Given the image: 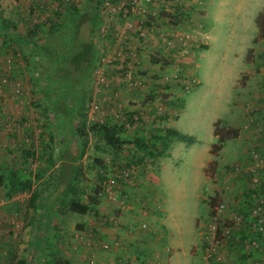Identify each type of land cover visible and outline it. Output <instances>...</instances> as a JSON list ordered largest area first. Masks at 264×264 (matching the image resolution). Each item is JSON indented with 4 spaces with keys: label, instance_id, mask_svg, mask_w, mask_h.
Segmentation results:
<instances>
[{
    "label": "rangeland",
    "instance_id": "1",
    "mask_svg": "<svg viewBox=\"0 0 264 264\" xmlns=\"http://www.w3.org/2000/svg\"><path fill=\"white\" fill-rule=\"evenodd\" d=\"M46 1L0 0V23L4 21L6 26H9L11 21L19 19L21 10L34 14L33 16L37 19L48 15L54 20L57 15L56 10L73 6V4L63 3L62 0H50V4H44L48 5L45 10L39 8L40 4L46 3ZM77 1L79 5L75 6L82 13L86 8L87 0ZM126 1L128 0H102L98 8L99 28L95 29L94 35L95 38L101 37L100 40L105 42L106 47L110 45L109 50L112 51L123 42L121 35L125 38V36L132 37V34L135 33L134 29L126 30L127 23H135L137 19L135 14L123 16L122 12L117 13L113 8L111 9V5H121ZM162 1L167 3L169 11L165 10L161 0H155L154 2L158 6L155 3L150 6L147 9L148 14L153 17L154 14L151 12L153 10L160 15L168 13L167 15L174 20L173 23L176 25L174 28L176 30L173 29V31L189 38L184 40L187 41V46L181 48L180 42L173 36L171 30L172 36L170 34L169 36L160 35V32L165 30L164 27L151 32L142 25L143 32H147V37H144L143 34L140 37L136 36L137 40L134 39V42H139L140 46L138 47L140 48H137L136 54H132V61L129 59V62L136 66L137 76L145 81L142 89L125 90L126 87H121L113 80L120 71L115 68H107L108 65H102V58L109 53L102 51L101 49L105 50V48L101 45L95 54L93 66H89L92 68L88 71V77L84 84L87 94H90L94 89L107 87L96 85L93 77L94 70L102 65L107 69V71L105 70L107 84L120 87L122 91L119 94L120 99L124 102L129 100L126 105L123 104L124 110L141 113L140 125L129 129L123 127L120 133L121 144L117 148L105 145L100 136L89 129L90 125L94 123L109 121L108 113L116 111L118 108L119 100L117 103L112 102L107 106L102 102L100 92L98 99L102 109L99 113L93 114L91 117L84 115V119L78 113L76 114L75 121L84 122L86 127L84 137L68 132L60 134L56 130L54 117L49 115L48 111L45 112L44 98L42 97L45 88L50 87L46 79V73L52 69H50L52 67L50 65L47 68L43 65L39 67L42 68L38 74L42 75L43 84L38 88L40 91L38 89L36 91V88L32 90L34 93V100L31 104V107L34 108L33 115L42 122L44 130L43 141L37 152L20 146V137L15 133L6 132L0 125V174L2 175L3 172L15 174V171H19L24 179L29 177L32 181V189L27 190L28 196L24 198L17 195L22 191L13 192L12 186L9 188L0 187V264H17L20 261H24L25 264H63V261H67L69 264H109L111 261L104 262L99 255L108 253L113 248H120V245H114L119 242L117 239H114L115 243L112 246L108 244L107 239H99L98 230L94 232V230L79 228L84 223V217L70 210V196L57 201L50 222L43 218L41 207H31L32 191L36 190L40 195H43L56 187L61 168L59 149L63 146L68 147L72 156L77 155L78 157L80 151L83 150L82 156L76 157L75 163L78 179L77 184L75 181L74 189L76 192L80 189L79 195L75 193V197L79 199L80 203L89 202L90 197H93L97 203L104 200L110 207L115 205L98 195L97 171L99 167L108 168L135 163L142 165L144 169L142 173L157 175L158 183L154 185V189L158 206L161 208L152 213L157 219L146 218L144 223L139 221L135 223L136 226H131L128 229L129 233L138 229L144 232L154 231L153 240L155 242L156 239V244H151L149 254L142 251H130L133 254L132 258L135 259L134 264H207L202 250L203 232L212 207L216 202L223 200V192L230 184L227 181L228 177L232 178V174L235 179V175L241 174L239 173L240 167L236 171V167L231 165L230 169V161L234 160V156L219 152L216 155L210 154L215 164L207 166L206 172L211 178V183L215 184L213 197L216 198L211 201L213 197L208 196L203 200L202 197H199L205 192L208 193L210 183L206 182V174L202 168L198 169L192 166L191 151L188 150L187 153L182 151L180 149L181 142L170 139L164 155L151 158L136 149L134 139L136 137L145 141L151 139L152 136L163 132L168 123L175 120L179 114L176 123L177 130L186 135L183 132L192 128V132L198 136L201 144H206L209 140L207 133L210 121L220 120L219 127L231 128L225 121L231 116L232 111L239 113L240 107L247 100L242 94H239L244 93L246 91L244 89L247 88L244 85L247 81L246 77L249 75H242L245 68L251 67L257 71L259 67H264V38L257 39L258 27L253 21L264 5V0H214V6L210 8L211 13L209 12L208 15L207 6L211 0ZM18 21L20 22V20ZM44 22L49 29L48 22ZM20 26L15 27V30L22 28L23 31H27L30 28L25 24ZM49 31L53 35L56 34L52 32L51 28ZM2 32L3 30L0 29V48L4 47L5 43ZM206 32L208 46L195 41L197 37H200L198 35ZM59 37L61 36H56V38ZM143 38H146L147 41L154 40L156 45L144 47V42L147 41L146 39L143 41ZM139 39L143 40L139 41ZM165 39L170 40L169 44ZM255 39H257L256 42ZM132 43L131 40L128 41V44L134 47ZM248 46L252 48L249 49L246 57ZM57 47L60 51L64 48V44L61 43ZM139 50L141 56L145 52L149 58L137 60ZM118 63L117 60L112 64L117 66ZM244 64L249 66L243 67ZM71 65L74 67L76 64ZM74 68L76 71L77 67ZM32 70L30 69V72ZM109 71L113 73L108 75ZM251 82L254 83H250L251 89H247V92L254 91L260 83L262 86L264 79L255 78ZM113 97L117 99L118 94ZM235 104L238 106L235 107ZM73 107H76L75 101ZM129 108L133 110H129ZM2 116L0 113V122ZM243 122L244 118L237 119L235 122L239 131ZM213 143L217 142L213 141ZM179 154L181 155L179 156ZM3 155H8L10 160H5ZM94 159L101 161V164L97 165ZM35 161L38 164L35 169H32L31 164ZM218 162L225 165L219 166ZM46 165L48 168H44ZM45 174L48 180L37 184L38 177ZM60 180H65V177L62 176ZM251 185L253 187V184ZM259 185L260 189H263V185L261 183ZM147 188L149 189L148 186ZM217 190L220 191L217 192ZM122 195L124 201L125 196ZM151 195L147 191L143 205L139 204V207L147 214L150 213ZM22 200L23 202H21ZM93 208L95 209V207ZM227 212V207H225V213ZM50 216L45 217L49 218ZM102 217L99 222L98 220L96 222L99 224L97 225L98 229L103 226L115 229L121 227L119 222L113 224V219L104 220ZM191 219L192 222H190ZM196 219H198L197 226ZM225 219L228 224L233 222V220ZM161 221L166 227L165 230ZM142 224H145L147 228L141 229ZM190 228H192L191 232H189ZM104 243L108 244L106 248L103 247ZM179 249H182L184 253Z\"/></svg>",
    "mask_w": 264,
    "mask_h": 264
},
{
    "label": "crops",
    "instance_id": "2",
    "mask_svg": "<svg viewBox=\"0 0 264 264\" xmlns=\"http://www.w3.org/2000/svg\"><path fill=\"white\" fill-rule=\"evenodd\" d=\"M214 0H211L208 4L207 9V15L210 12V8H213ZM43 4V5H42ZM40 4L39 8H43L42 10H45V8L48 7L44 4H50V0H47L46 3ZM158 6V5H157ZM264 6V5H263ZM263 6L256 14L253 21L255 22L257 16L259 13L263 11ZM24 7H26L24 5ZM69 11V8L65 7L62 10H56L57 16L56 22L59 24H64L63 22H68L71 19V16L67 13ZM21 15L18 20L11 21L9 23V26L7 25L6 30L2 32L3 37L5 39L4 47L0 48V75H2V71L5 68V65L3 64L5 58L8 55H13L15 57L14 64H12V68L9 72V83L19 82L21 87H25L29 90L31 95V101L34 100V93L32 92L33 88H39L43 82H42V75H39V70L42 68H39L41 65L45 66H54V64H51V62L48 60V58L45 56V54L51 50V52H56V55L60 53L58 45H61V41L65 37H59L56 38V34L53 35L51 33L47 34V25L44 21L48 22L53 20L48 15H43L39 17L38 19L34 17V14L31 13H25L24 10H21ZM152 13L157 14V11L153 10ZM211 13V12H210ZM61 14V15H60ZM206 15V17H208ZM49 18L51 20H49ZM78 19V22L80 23V27L78 31L81 32V24L83 25V22H86V17L83 16L82 13H79V15L76 17ZM76 19V20H77ZM72 23V21H71ZM25 24V26H28L29 29L27 31L21 30H15V27L18 28L19 25L22 27ZM256 24V23H255ZM44 25L43 28H45L43 33H39L34 38H31L29 40L27 38V33L30 29H33L34 26ZM9 27V28H8ZM12 28V30H11ZM114 28V27H113ZM113 31V29H111ZM173 31V30H171ZM259 32V31H258ZM82 33V32H81ZM43 34H46L47 36H44ZM139 33H133L131 38V42H133V46L136 47L139 42H134V39H136V36L138 37ZM87 34H83L82 38L86 39L88 42L90 41L94 46L95 53L99 51L100 45L105 48V50L101 49L102 51L109 52L110 45L105 46V42L101 37L95 38L94 34H90L89 37H87ZM200 37H197L195 39L196 42L200 44H207V32L204 34L198 35ZM140 37V35H139ZM141 39H139L140 41ZM31 41L32 46L30 47L27 42ZM82 41V40H81ZM142 41V40H141ZM145 41V39L143 40ZM147 41V39H146ZM86 43L85 42H81ZM155 44L154 40H149L146 43L144 42V47H153ZM156 45V44H155ZM194 46V45H193ZM252 48L251 46H248L246 48V57L248 54L249 49ZM151 49V48H150ZM38 50V51H36ZM97 54V53H96ZM141 52L139 50V54L137 56V60H145L147 57V54L145 55V52H143V56H141ZM10 56H8L9 58ZM95 60V58L93 57ZM249 66L248 64H244L243 67ZM50 67V69L52 68ZM72 68V66H71ZM30 69H33L30 72ZM244 70V69H243ZM244 74H247L248 77H246L247 81L244 85L246 90L242 94L247 100L245 103H243V106L240 107L239 113H236L234 111L231 112V116L227 118L225 123L231 127V129H236L238 131V136L234 139L227 140L224 144V147L219 151V153H225L230 154L231 156H234V160L230 161L229 166H233L234 168L240 167L239 173H241L239 176L231 174L232 178L227 179V181L230 183L227 187V190L223 192V200L226 201V207L228 212L225 213V217L228 220H234L235 226L233 227V230L231 232L232 236L230 237V240L228 239L227 245L222 250V256L224 261L227 264H264V234L262 233H256L254 230L255 228L252 227L247 223L248 219L252 216V210L254 209L255 203L257 199H261V196L264 197V191L260 189L259 186L252 187V182L250 180L249 174L247 173V170L252 166L254 159L251 156L252 152H257L261 158L264 161V119H260L258 116L256 118V122L252 124L249 129L245 128L248 115H249V109L255 107L257 105L260 107L262 103L264 102V92L261 89V83L259 84V87L257 86L254 91L250 90L247 92V89L250 88V83L252 80L264 79V67H259L257 71L252 69L251 67H247L244 70ZM48 73V72H47ZM111 75L113 72H108V75ZM243 73V72H242ZM39 75V76H38ZM37 81V85H35V81ZM0 83L3 84L2 87V95L5 98V108L2 109L3 111H0L2 116V121L0 122V125L2 126L3 119L7 113L10 112V107L14 104V101L11 100L12 98V89L8 85L4 84L1 80ZM56 84L53 83V87ZM125 89V88H124ZM120 87H116L114 84L113 86L108 85L107 87H103L101 89V97L102 102H104L107 106L112 103V100L110 98H114L113 95L118 94V100L121 101L124 105H126L129 100H126L125 102L121 100L119 97V94L121 92ZM128 90V89H125ZM40 91V90H39ZM238 94V95H239ZM41 95V94H40ZM55 97V96H54ZM135 100V99H132ZM114 102V99H113ZM238 105L235 104V107ZM32 112L34 111L33 106L30 108ZM180 114L177 116L175 120H171L167 128H171L174 130H177L176 123L179 119ZM244 118V122L242 125L241 130L239 131L237 127L235 126V122L237 119L241 120ZM42 119V117H41ZM220 120H212L210 121V128L208 129V137L209 140L206 144H201L198 136H196L192 132V128H188L187 131H184L183 133L187 136H191L195 138L194 143H184L181 142L180 149L182 151H185V153L191 151L190 157H192V166L195 168H202L203 171H205L206 174V182L210 183L208 187V193H204L202 196H198L199 198H203V200L207 199L208 196L213 197L215 192V184L211 183V178L207 175L206 169L212 164H215V162L212 159L211 153V147L214 144L213 141H216V137L214 136V124L215 122ZM226 124V125H227ZM178 131V130H177ZM179 132V131H178ZM7 142V141H6ZM67 145V144H66ZM171 147V146H170ZM170 150V149H169ZM181 154H179L180 156ZM208 155V157H207ZM5 160H10V157L7 155H3ZM169 156H171L169 154ZM224 156V155H223ZM76 157L77 155L72 156L70 154V151L68 150L67 146L60 147L59 149V164L61 166L60 173H59V181L56 182V187L54 189H51L50 191L44 193L43 195H40L38 191L34 190L32 191V195L30 197V205L31 207H41L42 210V216L46 219V221L51 220L52 214L56 208L57 201L70 196V199L75 198V193L78 195L80 194V189L78 192H76V189H70V184H77L78 174L76 171ZM78 158V157H77ZM98 160V159H97ZM95 162V159H94ZM97 164V163H96ZM101 164V161H100ZM219 166L225 165L224 163H217ZM222 164V165H221ZM99 165V164H97ZM208 166V167H207ZM230 167V169L232 168ZM44 168H48V165H46ZM56 167H54V170ZM115 168H120V166H117ZM17 169V168H16ZM229 169V170H230ZM47 174V173H46ZM46 174L41 177H38L37 184L48 180V177ZM50 174V172H49ZM148 173H142L138 174L134 177L133 181L129 185H124L120 189L121 192H123L125 199L122 203L115 204L113 207H110L106 201L102 200L100 203H97L92 208L91 212H88L84 215L83 221L79 228H86L89 231L95 232V230H98L99 239H107L108 244H111L113 246L114 239H117L119 242L114 244L115 246H119L120 248L116 249L113 248L110 252L105 254H100L104 262L111 261L109 264H134L133 262L135 259L132 258L133 254L130 251H142L147 254L150 253V247L153 243L156 244L153 240V237L155 236L154 231H147L144 232L143 230H137L132 233L128 232L129 227L134 226L135 223L141 221V223H144L146 218H150V220H153L154 218L157 219V217L152 214L154 210H160V206H158V200L155 195V189L154 185L158 183V177L157 175H153V173L147 175ZM235 174V173H234ZM2 176L4 178L3 185L0 187L9 188L12 186V182L15 180H18L22 177V173L19 171H15V174H11L10 172H3ZM64 176L65 180H60V178ZM249 177V178H248ZM27 178V177H26ZM27 179H30L29 177ZM58 179V178H57ZM31 181V179H30ZM261 184L263 185L264 189V169L261 171ZM149 187V189L147 188ZM32 189V181H31V187L27 190ZM261 190V191H260ZM149 192L151 195V201L149 202L150 207V213L147 214L145 211H143L139 204L143 205V200H146V192ZM220 191V190H219ZM217 190V192H219ZM18 192V191H16ZM35 204H32L31 199H35ZM157 204V205H155ZM29 205V206H30ZM156 206V207H155ZM111 208H114V210H111ZM116 208V209H115ZM76 213V212H75ZM8 214V213H7ZM93 214L94 216H90ZM51 215V217L47 218L45 216ZM101 216L104 217V220L106 219H113V221L119 222L121 227L118 229L103 226L100 229H98L97 220L100 221ZM102 217V218H103ZM240 218V219H239ZM87 219H89L87 221ZM239 219V220H238ZM94 220V221H92ZM196 219V226L197 221ZM88 222V223H87ZM192 222V219L191 221ZM161 224L163 225V229L165 230L166 227H164L163 221H161ZM136 226V225H135ZM189 226V225H188ZM191 229L189 232H191ZM162 234V233H161ZM153 241V242H152ZM193 248V247H192ZM191 248V249H192ZM183 252L182 249H179ZM192 251V250H190Z\"/></svg>",
    "mask_w": 264,
    "mask_h": 264
},
{
    "label": "built area",
    "instance_id": "3",
    "mask_svg": "<svg viewBox=\"0 0 264 264\" xmlns=\"http://www.w3.org/2000/svg\"><path fill=\"white\" fill-rule=\"evenodd\" d=\"M62 1L65 4L78 5L77 0ZM154 1L155 0H128L121 5H111V9L113 8V10L117 13L122 12L123 16L135 14V17H137L135 23H127L126 30L131 31L134 29V31L139 33V35L143 34L144 37H147V32H143L142 25H144V27H146L147 30L151 32L154 29L164 27L165 30H163L162 33L160 32V35L169 36V34L172 35L173 33V36L180 42L181 48L184 46L186 47L187 41L184 40L188 39L189 37H185L183 34L177 33L176 31H171L172 33H170V30L165 26L170 22V17L167 15L168 13H165L164 15L152 13L154 14L153 17L148 14L147 9L150 6H153L154 3L156 6L158 5ZM161 3L166 8L165 10H168L167 3H164L162 0ZM146 28H144V30H146ZM121 38L123 39L121 45H118L114 51L109 50V54L102 58V65H108L107 68H115L116 70L120 71V73L117 74L113 80L121 87H126L128 90L142 89L144 87L145 81L140 76H137L135 64L132 65L131 62H129V59L132 61V54H136L137 48H140L138 47L140 44L138 43L136 47H132L131 44H128V41L131 40L129 36H125V38H123L121 35ZM165 40L167 44H169L170 40ZM8 56L10 57L8 58ZM8 56L3 62L5 68L2 71V75H0V80L4 84L11 87V100L14 101V104L10 107V112L7 113L3 119L2 129H4L6 132L15 133L18 137H20V146L23 148L37 152L44 137L42 122L35 115H33L32 110H30L32 101L29 90L25 87L22 88L19 82L9 83V72L12 68V64H14L15 57L13 55ZM117 60L119 62L117 66L116 64H112ZM102 65L98 66L94 70L93 77L96 85L108 86L107 79L105 77V70L107 71V69L103 68ZM165 80L167 79L165 78ZM2 87L3 84L0 83V111H3L2 109L5 108L4 106L6 101L2 95ZM101 89H94L92 92H90V94H87V100L85 104V115L87 117H91L93 114L95 115L101 111L102 105L98 99V94L101 92ZM261 89L264 92V83H262ZM110 99L113 102L114 98ZM117 101L118 97L117 99H114L113 103H117ZM117 104V110L108 113L110 123L122 128L125 127L127 129L135 128L136 126L140 125L142 116L139 111H125V106L121 101H119ZM131 108H129V110H133ZM249 112L250 113L245 126L247 129H249V127L256 122L257 116L260 119H264V103L260 107L255 105V107L249 109ZM251 156L254 161L252 166L247 170V173L251 177L250 180L252 184L254 186H260L259 184L262 182L261 171L264 169V161L257 152H252ZM37 164L38 163L36 161L33 162L31 164V168L35 169ZM115 167L110 166L108 168H98L97 186L99 188V196L114 204H118L123 202V192L120 191V188L126 184L129 185L133 181L134 177L139 173H142L144 169L142 165L135 163L120 165V168ZM262 191H264V189H262ZM17 195H21L23 198L27 197L28 191L27 189L22 190V192ZM215 198L216 197H213L211 201ZM21 202H23V200ZM223 202L224 201L221 200V202H216L214 204L203 232L204 241L202 244V250L203 257L207 264H227L223 259L222 250L227 245L228 239L230 240V237L232 236L231 232L235 226V223L234 220L230 224H228L226 221V217L224 216L226 203ZM112 222L113 224H117V221ZM247 223L255 228L252 231L264 234V197L261 196V199L259 198L256 200L254 209L252 210V216L250 219H248ZM146 228L147 226L145 224L141 225V229ZM107 246L108 244L104 243L103 247L106 248Z\"/></svg>",
    "mask_w": 264,
    "mask_h": 264
},
{
    "label": "trees",
    "instance_id": "4",
    "mask_svg": "<svg viewBox=\"0 0 264 264\" xmlns=\"http://www.w3.org/2000/svg\"><path fill=\"white\" fill-rule=\"evenodd\" d=\"M101 3L102 0H87L86 8L82 12L83 16L86 17V22H83V25L81 24V28L83 27L81 29L82 33L78 31L80 23L76 18L81 12L75 6V4L68 7L69 11L67 13L71 16L70 21H64V24H59L56 22V17L59 15H56L54 20H51L53 19L51 17V19L49 18V20H51L48 23L50 25L49 29L51 28L52 32H55L57 35L65 38L61 41V43L64 44V48L60 50L59 54L56 55V52H51V50L45 54V56L48 58L51 64H54V66L48 71V73H46V79L47 82H49L50 87H44L45 91L44 94H42V97L44 98V110L45 112L48 111V114L50 113L49 115L54 117L56 130L60 134H65L68 132L72 133V135H85L84 130L86 127L84 126V122H76L75 117L78 113L81 117H83L82 119L85 118L84 113L87 100V90L84 88V84L88 77V71H90L92 68H89V66H93L95 62L93 57L95 58L96 53L94 51L93 44L90 42L91 40L88 42L86 40L87 38L84 39L82 36L83 34H87V37H89L90 34H95V29L99 28V21L97 18L99 12L98 8ZM173 21L174 20L170 19L169 24L165 25L167 29L173 30L175 28L176 25L173 23ZM255 22L259 31L257 39L264 38L263 11L259 13ZM43 27L44 25L34 26L33 29L28 31L27 38L31 40V38H34L36 35L43 33L46 30L48 33H50L48 28L44 30L45 28ZM6 28L7 26L4 21L1 22L0 29L4 31ZM257 39H255V42ZM81 40L83 42L86 41V43L82 44ZM27 44L30 47L32 46L31 41H28ZM71 64H76L74 66L77 67L76 71ZM38 80L39 79L35 81V85L38 84ZM53 83L56 84L54 87ZM37 89L38 88H36V91ZM74 101L76 102V107H73ZM219 124L220 121H217L214 124V136L216 137L217 143L212 145L210 152L211 155H216V153H218L224 147V144L227 140L234 139L238 136L237 130L227 127H219ZM89 129L92 132L97 133L105 145L109 147L117 148L121 144L120 133L122 132L123 128L110 123V121L94 123L90 125ZM170 139H175L179 142L188 144L195 142V138L191 136L183 135L177 130L171 128H166L163 132L152 136L151 139L147 141L136 137L134 139V145L136 146L137 150L143 153V155H147L151 158H158L163 156L165 150L168 149ZM82 153L83 150L80 151L78 157L82 156ZM95 163L100 164V161L95 159ZM3 182L4 178L0 174V186L3 185ZM12 187L14 188L13 192L26 190L31 187V181L29 179L20 178L12 182ZM69 187L72 190L74 188V184H70ZM31 202L32 204H35L36 198L33 200L31 199ZM96 204L97 202L93 197H90L89 202L86 203H80L77 197L69 200L70 210L80 215L91 212L92 208ZM62 263L69 264L67 261H63ZM17 264H25V262L20 261Z\"/></svg>",
    "mask_w": 264,
    "mask_h": 264
}]
</instances>
